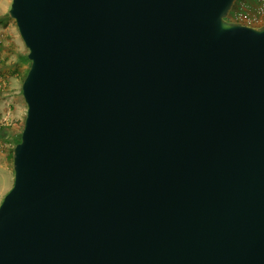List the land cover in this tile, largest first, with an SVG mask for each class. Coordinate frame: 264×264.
Wrapping results in <instances>:
<instances>
[{
  "label": "water",
  "instance_id": "1",
  "mask_svg": "<svg viewBox=\"0 0 264 264\" xmlns=\"http://www.w3.org/2000/svg\"><path fill=\"white\" fill-rule=\"evenodd\" d=\"M235 2L10 1L0 264H264V23Z\"/></svg>",
  "mask_w": 264,
  "mask_h": 264
},
{
  "label": "rangeland",
  "instance_id": "2",
  "mask_svg": "<svg viewBox=\"0 0 264 264\" xmlns=\"http://www.w3.org/2000/svg\"><path fill=\"white\" fill-rule=\"evenodd\" d=\"M248 2L245 11H251L254 7V1ZM238 7L239 2H236L233 9ZM227 18L231 20L230 13ZM26 53L27 48L14 20L4 17L0 21V125L6 129L0 137V200L13 182L12 147L14 138L22 130L25 117L26 104L21 94V82L29 66Z\"/></svg>",
  "mask_w": 264,
  "mask_h": 264
},
{
  "label": "built area",
  "instance_id": "3",
  "mask_svg": "<svg viewBox=\"0 0 264 264\" xmlns=\"http://www.w3.org/2000/svg\"><path fill=\"white\" fill-rule=\"evenodd\" d=\"M251 0H236L239 2V7L231 9V20L239 21L244 24L257 26L262 20H264V0H252L254 1V7L251 11H245L246 4ZM235 2V3H236Z\"/></svg>",
  "mask_w": 264,
  "mask_h": 264
},
{
  "label": "crops",
  "instance_id": "4",
  "mask_svg": "<svg viewBox=\"0 0 264 264\" xmlns=\"http://www.w3.org/2000/svg\"><path fill=\"white\" fill-rule=\"evenodd\" d=\"M11 0H0V21L8 16V8Z\"/></svg>",
  "mask_w": 264,
  "mask_h": 264
},
{
  "label": "trees",
  "instance_id": "5",
  "mask_svg": "<svg viewBox=\"0 0 264 264\" xmlns=\"http://www.w3.org/2000/svg\"><path fill=\"white\" fill-rule=\"evenodd\" d=\"M25 58L27 59L26 54H25ZM5 129H6V128H5L4 126L0 125V137H1V138H2V136H3V134H4L3 131H4ZM19 139H20V133L18 134V136H16V138H14V140H15L14 144L17 143V142L19 141ZM12 149H13V147H12Z\"/></svg>",
  "mask_w": 264,
  "mask_h": 264
}]
</instances>
